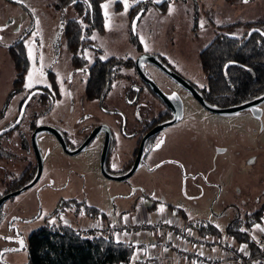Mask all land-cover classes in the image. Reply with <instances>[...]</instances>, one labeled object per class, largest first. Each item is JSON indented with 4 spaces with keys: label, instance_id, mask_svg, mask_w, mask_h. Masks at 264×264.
<instances>
[{
    "label": "rangeland",
    "instance_id": "1",
    "mask_svg": "<svg viewBox=\"0 0 264 264\" xmlns=\"http://www.w3.org/2000/svg\"><path fill=\"white\" fill-rule=\"evenodd\" d=\"M164 1L168 5L162 12L154 4ZM140 2H148L149 5L132 31L131 26L140 13L130 16V12ZM106 3L109 4L107 18L102 8L103 32L94 30L89 37L92 46L101 51L102 60L110 57L135 60L142 53L157 55L197 89L206 86L198 56L215 34L239 38L251 31L246 24H259L264 35V0H249L248 3L237 0L232 5L225 0H160L159 3L157 0H128L127 12L123 3L118 12L114 10L116 0ZM54 4L55 0H23V3L0 0V29H4L0 31V135L16 121L21 110L23 112L17 128L0 137V154L3 155L0 158V193L26 168L37 165L31 145L30 124L33 114L44 108L30 92L40 86H48V72L55 74L61 97L47 114L36 118L35 126L65 132L68 148L74 149L92 130L105 124L111 128L114 141L107 156L110 174L121 175L123 168L132 160L136 132L118 128L121 118H127L125 102L133 101L125 95L133 93L130 87L140 82L132 69L123 70V75L129 77L128 81L117 79L103 104L86 101L85 70L93 63L94 51L86 48L81 53L86 60L84 68H71L63 30L67 20L78 19L80 15L72 6L57 11ZM169 8H172L171 14ZM28 29L32 31L24 40V46L29 70L23 90L10 96L15 71L7 48L22 38ZM131 34L137 37L140 52L131 44ZM144 70L167 97L178 98L181 121L157 135L136 172L121 182L107 179L100 172L104 141L101 134L84 151L67 155L53 135L40 133L37 146L42 158L41 176L32 188L6 201L0 214V259L4 264L27 263L26 246L31 231L46 223L62 225L55 221L56 210L63 212L64 223L67 224L64 226L87 233L85 228L92 219L82 214L75 215L73 208L58 206L61 200L71 198L99 209L112 222L116 217L124 216L127 220H123L121 226L141 225L143 220L138 218L148 214L155 220L159 214L156 212L163 206L164 212L178 215V219L175 218L182 228L187 222L195 224L200 221L215 226L222 236L213 237L212 247L216 243L220 246L222 243L230 244V241L233 247L240 244L226 238L224 232L236 214L251 213L264 205V102L256 107L259 116L252 110L228 116L212 114L158 69L146 65ZM29 72H33L31 89L26 87ZM149 102L153 105V112L144 107L148 119L156 114V110L163 109L152 95ZM112 104L118 105L120 114L113 113ZM23 139L26 148L21 145ZM160 141L163 143L157 149ZM131 219L136 221L133 223ZM255 226L251 231L253 235L259 233ZM157 230L160 229L150 228L144 236L131 239L119 233L123 239L120 242L131 244L128 246L134 250L135 260L141 261L147 249L140 239L144 240ZM186 231L197 239L190 230ZM20 240L25 246L23 251H5L19 247ZM160 245L162 252L165 248ZM189 245L187 252L196 257L194 250L199 244ZM4 252L7 253L3 255ZM177 255L180 259L184 254L177 252ZM189 262L187 258L186 264Z\"/></svg>",
    "mask_w": 264,
    "mask_h": 264
},
{
    "label": "trees",
    "instance_id": "2",
    "mask_svg": "<svg viewBox=\"0 0 264 264\" xmlns=\"http://www.w3.org/2000/svg\"><path fill=\"white\" fill-rule=\"evenodd\" d=\"M109 0H55L57 11L72 6L80 18H72L65 22L63 34L70 54V65L75 69L84 68L86 60L81 53L86 48H93L89 37L96 30L104 29L102 5ZM234 4L237 0H225ZM148 2L135 5L130 16L146 11ZM168 2L155 5L165 12ZM122 9V4L116 2L114 10ZM250 30L257 29L249 37H229L225 34H215L212 41L199 53V66L206 80V86L201 89L202 99L210 106L219 109L248 103L264 95V35L259 24H246ZM232 27V26H227ZM32 30L24 31L22 38L8 46L7 52L13 64L15 78L10 96L23 90L25 76L29 70V58L24 40ZM130 42L140 52L141 45L134 34ZM94 49V63L87 70L84 96L87 101L102 100L111 90L115 79L121 77L120 72L133 69L132 58L110 57L101 59V51ZM49 93L54 99L60 94L53 74L48 73ZM53 99V100H54ZM53 100L42 101L45 107L40 115L47 114L53 107ZM27 170L19 181L13 183L12 189L19 188L31 180ZM2 195H0L1 197ZM75 215L82 214L88 219L98 216L106 218V214L85 201L72 199L68 201ZM264 218V205L251 213L236 214L225 228L224 235L236 243H246L251 254L257 256L253 264H264V245L258 246L252 239V229L261 224ZM185 229L195 234L197 239L208 237L220 238L222 233L209 222L200 221L195 224L187 222ZM26 264H159L158 259L136 261L134 250L124 242H117L112 235L91 236L72 226H62L46 223L33 230L28 237ZM24 250V249H22ZM21 250V251H22Z\"/></svg>",
    "mask_w": 264,
    "mask_h": 264
},
{
    "label": "flooded vegetation",
    "instance_id": "3",
    "mask_svg": "<svg viewBox=\"0 0 264 264\" xmlns=\"http://www.w3.org/2000/svg\"><path fill=\"white\" fill-rule=\"evenodd\" d=\"M93 47V46H92ZM93 48H95V47H93ZM92 48V49H93ZM93 51H94V49H93ZM158 58H159V60L164 64V65H166L169 69H171L172 71H173V69L170 67V66H168V64L161 58V57H159L158 56ZM93 63H94V59H93ZM92 63V64H93ZM91 64V65H92ZM90 65V66H91ZM146 65H150V66H152V67H154V68H156L154 65H152V64H150V63H143V64H141V66H142V70H143V72L145 73V75L149 78V76H148V74L146 73V71L144 70V67L146 66ZM85 66H86V64H85ZM84 66V67H85ZM72 68V67H71ZM90 68V67H89ZM88 68V69H89ZM87 69V70H88ZM157 69V68H156ZM87 70H85V72H86V75H87ZM133 71H134V73L136 74V77H137V79H138V82H140V84L139 85H136L135 87H130V91H134L133 93H131V94H126L125 96L127 97H129V98H132L133 99V101L135 102V103H133V101H130V100H127L126 102H125V104H127V108L125 109V114L127 115V118H121V121H120V124H119V130H121L122 131V129H131V130H133V131H135L136 132V135H135V148H134V150H133V155H132V160L128 163V165H126L124 168H123V172H122V174H124V173H126L127 171H129V169L132 167V165H133V163L135 162V159H136V157H137V155H138V151H139V148H140V146L141 145H143L142 146V155H141V160H140V163H141V161H142V158H144V157H146L147 155H148V153H149V149H150V145L153 143V141H154V139L157 137V135L163 130V129H165V128H167V127H169V126H172V125H174V124H176V123H178V122H180V121H178V122H176V123H174V124H171V125H169V126H167V127H165V128H163V129H161L160 131H158L157 133H155V134H153V135H151L150 137H147V135L148 134H150L156 127H158L159 125H161V124H163V123H165V122H169V121H171L172 119H173V115H174V112H173V110H171L152 90H151V88L146 84V83H144L142 80H141V78L138 76V74H137V72L135 71V67H134V64H133V69H132ZM159 70V69H158ZM160 71V70H159ZM161 72V71H160ZM175 72V71H174ZM48 73H50V74H53L54 75V78H55V81H56V77H55V74L54 73H52V72H48ZM163 73V72H162ZM176 73V72H175ZM120 74H121V77H119V78H117V79H124L125 78V80H127L128 81V79H129V77L127 78V77H125L124 75H123V73L122 72H120ZM164 74V73H163ZM165 75V74H164ZM166 76V75H165ZM180 76V75H179ZM169 78V77H168ZM86 79H87V76H86ZM117 79H115L114 80V82L117 80ZM150 79V78H149ZM170 79V78H169ZM48 80V79H47ZM151 80V79H150ZM173 81V80H172ZM114 82L112 83V87H113V84H114ZM132 82H133V80H132ZM174 82V81H173ZM85 83H86V81H85ZM175 83V82H174ZM56 84H57V82H56ZM155 84V83H154ZM191 84V83H190ZM156 85V84H155ZM176 85L178 86V87H181L180 85H178L177 83H176ZM192 85V84H191ZM57 86H58V84H57ZM112 87H111V90H112ZM156 87L158 88V86L156 85ZM195 87V86H194ZM182 88V87H181ZM196 88V87H195ZM159 89V88H158ZM183 89V88H182ZM49 90H50V85H49V82H48V86H40V87H38V88H35V89H33L30 93H32V97L33 98H36L37 99V102L43 107V108H45L43 105H42V101L43 100H46V98H48V99H51V101L54 99V96H52L50 93H49ZM58 90H59V87H58ZM110 90V91H111ZM185 90V89H184ZM196 90L200 93V94H202V92H201V89H197L196 88ZM110 91L108 92V94L110 93ZM159 91L163 94V95H165L160 89H159ZM189 93V92H188ZM59 94H60V92H59ZM108 94H106L105 95V98L107 97V95ZM153 96V97H155L156 98V100H158V102H159V104L161 105H163V109L161 110V111H159V112H157V110H156V114L152 117V118H150V119H148V114H146V111L144 110V107L146 106V107H148V109H149V112L151 113V112H153V105H152V103L151 102H149V100H150V96L151 95ZM191 95V94H190ZM166 96V95H165ZM192 96V95H191ZM60 97H61V95H60ZM60 97H59V99H60ZM85 97V96H84ZM167 97V96H166ZM193 97V96H192ZM105 98L104 99H102V100H94L95 102H99V103H101L102 102V104H103V102H104V100H105ZM149 98V99H148ZM168 99H169V101H172L173 103H175L177 106H180L181 107V104H180V102H179V100H178V98L177 97H175V98H169V97H167ZM26 99H27V97L23 100V102L24 101H26ZM59 99H54L53 100V102L55 103L57 100H59ZM86 100V99H85ZM195 100V99H194ZM87 101V100H86ZM93 101V102H94ZM23 102H22V104H23ZM102 104H100L99 105V107H103V105ZM54 105V104H53ZM161 105V106H162ZM22 106V105H21ZM112 108H114V111H113V113L114 114H120V112H121V110H120V108L118 107V105L117 104H112ZM156 108L158 109V108H160V106H156ZM21 109V108H20ZM181 112H182V110H181ZM143 115H144V117H143ZM40 116V112H38V113H34L33 114V116H32V118H33V120L31 121V124H30V131L31 132H34V130L37 128L36 126H35V120H36V118L37 117H39ZM18 119V118H17ZM16 119V120H17ZM181 119H182V117H181ZM16 122V121H15ZM15 122H13V124L15 123ZM13 124H11V126L13 125ZM19 125V124H18ZM123 125H125L124 127H123ZM10 126V127H11ZM99 126H106L108 129H109V132H110V134H111V139H110V145H109V151H110V149H111V144L114 142L113 141V132H112V130H111V128L109 127V126H107V125H105V124H101V125H99ZM98 126V127H99ZM17 128V127H16ZM16 128H14L13 130H15ZM97 128V127H96ZM13 130H11V131H7V132H3L1 135H0V137L1 136H4V135H7V134H9V133H11ZM93 131V130H92ZM91 131V132H92ZM60 132V131H59ZM90 132V133H91ZM61 134H62V136H63V138H64V140H65V143H66V145L68 144V136H67V134L65 133V132H60ZM32 134V133H31ZM99 134H101L102 136H103V138H104V140H105V133L104 132H100ZM89 136V134L84 138V140L87 138ZM83 140V141H84ZM82 141V142H83ZM93 141V140H92ZM91 141V142H92ZM103 144H104V141H103ZM21 145H22V147L23 148H26V142L24 141V139L22 140V143H21ZM68 147V146H67ZM78 147V146H77ZM77 147H75L74 149H76ZM70 149V148H69ZM74 149H71V150H74ZM109 151H108V154H109ZM108 156V155H107ZM1 157H3V155L2 154H0V158ZM108 162V161H107ZM140 166V165H139ZM139 168V167H138ZM27 170H29L30 171V174H31V180L34 178V176H35V174H36V171H37V165L36 166H30V167H28V168H26L25 170H24V172H26ZM107 171H108V169H107ZM24 172L20 175V177L18 178V179H16L15 181H13L11 184H9V185H7L6 187H5V189L3 190V192L2 193H0V195H2L1 197H0V199L2 198V197H4L5 195H8V194H10V193H12V192H14V191H16V190H18V189H20L21 187H23V186H21V187H19V188H16V189H12V184L13 183H16L17 181H19V179L21 178V176L24 174ZM109 172V171H108ZM136 172V171H135ZM110 173V172H109ZM130 178V177H129ZM30 180V181H31ZM29 183V182H28ZM27 183V184H28ZM26 185V184H25ZM33 187V186H32ZM31 187V188H32ZM30 189V188H29ZM13 198V197H12ZM11 199V198H10ZM72 199H74V198H71V199H68V200H61L60 202H59V207L60 208H66V207H69L68 206V201L69 200H72ZM9 200V199H8ZM8 200H6V201H8ZM5 201V202H6ZM5 202L0 206V214L1 213H3L2 212V208H3V205L5 204ZM59 210H56V212L55 213H57ZM63 213V212H62ZM168 216V215H167ZM178 216V215H177ZM170 217H173V218H175L176 216H170ZM147 218H149V217H147ZM146 218V219H147ZM177 219H178V217H176ZM2 219H1V216H0V221H1ZM184 230H186L185 228H183ZM32 232V231H31ZM26 248H27V246H26ZM12 249H15V248H12ZM16 249H21V246L19 245V247H16ZM22 249H25V246H24V244H23V248ZM21 249V250H22ZM21 250H19V251H21ZM23 251V250H22ZM7 252H4L3 253V255L4 254H6ZM2 255V256H3ZM0 264H4V262H2V259H0Z\"/></svg>",
    "mask_w": 264,
    "mask_h": 264
},
{
    "label": "water",
    "instance_id": "4",
    "mask_svg": "<svg viewBox=\"0 0 264 264\" xmlns=\"http://www.w3.org/2000/svg\"><path fill=\"white\" fill-rule=\"evenodd\" d=\"M135 26H136V22L137 19H135ZM134 22L131 26V29L133 31V26H134ZM257 29H252L249 33H248V37L253 33V32H257ZM143 63H150L152 65H154L157 69H159L161 72H163L167 77H169L171 80H173L175 83H177L178 85H180L183 89H185L187 92H189L193 98L204 108L206 109L208 112L212 113V114H216V115H234L238 112H242V111H246V110H252L253 113L256 116H259L260 113L258 111H256V107L261 104L262 102H264V95L260 96L259 98H256L248 103H244L238 106H233V107H229V108H224V109H219L216 107H212L210 105H208L201 97V94L196 90V88L191 85L188 81L184 80L181 76H179L177 73H175L174 71H172L171 69H169L166 65H164L158 58L157 55H152V54H146V53H142L140 54L135 60H134V67H135V71L137 72L138 76L141 78V80L146 83L151 90L174 112L173 115V119L169 122H165L161 125H159L158 127H156L150 134L147 135V137H150L151 135L157 133L158 131H160L161 129L174 124L178 121L181 120L182 117V112H181V107L177 106L175 103H173L172 101H169V99L163 95L159 89L156 87V85L154 84V82L152 80H150L145 73L142 70V66L141 64ZM23 112L21 110L20 115L18 117V119L16 120V122L9 127L7 130H5L4 132L7 131H11L14 128H16L22 118ZM104 132L105 133V140H104V144L102 147V151H101V156H100V172L102 174L103 177L110 179V180H114V181H124L126 179H128L129 177H131L135 171L138 169L139 165H140V160H141V155H142V146H140L139 151H138V155L135 159V162L133 163L132 167L129 169V171H127L124 174L121 175H112L107 171V155H108V151H109V145H110V137L111 134L109 132V129L106 126H99L97 128H95L90 134L89 136L74 150H71L67 147L65 140L62 136V134L56 130L53 129L51 127H37L34 132H32L31 134V145H32V149L34 151L36 160H37V171L36 174L34 176V178L26 185H24L23 187H21L20 189L5 195L4 197H2L0 199V206L8 199L15 197L23 192H25L27 189L31 188L32 186H34L40 176H41V172H42V158H41V154L39 151V148L37 146V136L40 133H49L51 135H53L56 140L58 141L59 145L61 146L62 150L64 151V153H66L67 155H76L82 151H84L87 146L91 143V141L100 133V132ZM21 246V245H20Z\"/></svg>",
    "mask_w": 264,
    "mask_h": 264
},
{
    "label": "built area",
    "instance_id": "5",
    "mask_svg": "<svg viewBox=\"0 0 264 264\" xmlns=\"http://www.w3.org/2000/svg\"><path fill=\"white\" fill-rule=\"evenodd\" d=\"M161 212H159L158 217L155 220H152L151 217L143 220L141 225L133 224L131 226L119 225V226H111L105 218L98 216L89 223V225L85 228V231L93 236H108L113 233H120L127 236V238L131 239L132 237L144 236L150 228H159L157 232H154L161 240L162 246H164V250L168 251V249L175 248L177 252L181 255L187 253L189 249V244L198 243V247L194 250L193 264L200 262L201 264H253L257 258V256H253L251 251L249 250L246 243L236 244L235 247L231 245L233 243L230 241V244L216 243V246L219 250V254L214 249H209L212 247L214 240L205 241V239L198 241L193 238L192 235L188 233V231L184 230L177 222H179L176 218L163 215V218L160 219ZM63 213L58 211L55 214L56 223L62 224V226L67 225L64 223ZM136 220H132L134 223ZM162 221V223H160ZM167 221H171L168 223ZM261 227L264 228V222L261 223ZM154 231V230H153ZM211 238V237H210ZM258 246L264 245V232H261L260 237L252 238ZM207 244L203 245V244ZM131 246V244H128ZM220 247V248H219ZM140 258V257H138Z\"/></svg>",
    "mask_w": 264,
    "mask_h": 264
},
{
    "label": "crops",
    "instance_id": "6",
    "mask_svg": "<svg viewBox=\"0 0 264 264\" xmlns=\"http://www.w3.org/2000/svg\"><path fill=\"white\" fill-rule=\"evenodd\" d=\"M150 208L152 209L154 207L151 206ZM158 213H159V210L156 212V214H158ZM163 213H164L163 215H166V216L167 215L168 216H174V214H172L170 212L168 213V212L165 211ZM147 217H152L153 219L155 218V217H153L152 215H149V214L147 215ZM147 217L138 218V219L145 220ZM105 219H106V221H108V223L111 226H119V225L122 224L123 220H127V219L124 218V216H120V217H116L114 222H112L107 215H106ZM151 234H148L147 237L144 240L140 239V242L143 243V245L145 246V250L147 249L146 252H145L144 257L141 258V260H143V259H158L159 264H186V260H187V258H189L190 262L188 264H193L194 256L192 255L191 252H187V254H184L183 256H181L180 259L178 258L177 251L175 249H170L168 251L164 250V251L160 252V247H161L160 240L161 239L157 235H155V233H153V235H151ZM111 235L117 242H120V241L123 240L119 233H116V234L113 233ZM260 235H261V231L259 230L258 234H256V235L252 234L251 237L252 238L253 237H260ZM207 239H209V240L211 239L210 241H212L213 237H211V238L208 237ZM198 241H200V239H198ZM148 247H150V248L148 249ZM209 249H214L219 254V249L217 247H209Z\"/></svg>",
    "mask_w": 264,
    "mask_h": 264
},
{
    "label": "snow or ice",
    "instance_id": "7",
    "mask_svg": "<svg viewBox=\"0 0 264 264\" xmlns=\"http://www.w3.org/2000/svg\"><path fill=\"white\" fill-rule=\"evenodd\" d=\"M16 2L17 3H23V0H16ZM77 2V0H73V3H76ZM110 2H112V0H110ZM116 2H120V3H123V5H124V10H125V12H127V10H128V7H129V5H128V0H116ZM157 2L159 3L160 2V0H157ZM243 2L244 3H248L249 2V0H243ZM103 9H105V17L107 18V9H108V7H109V4H103L102 6H101ZM171 12H172V8H169V14H171ZM140 18V14H138V16H137V20ZM37 24L39 23V21L37 20V22H36ZM201 26H203V25H201ZM4 29H0V31H3ZM133 31H135V22H134V26H133ZM141 40H142V42H143V38H141ZM145 50L147 51L148 49H147V46H145ZM41 59H42V57H41ZM40 71V75L42 76L43 75V69H42V66H41V69L39 70ZM32 77H33V72H29V77H28V79H29V82L26 84V87L27 88H29V89H31L32 87H33V84H32ZM175 98V97H174ZM163 143V141H160V143H158L157 145H156V148L158 149V148H160V146H161V144ZM157 167H159V165L157 166ZM164 207L163 206H161L160 208H159V212H161V213H163L164 212ZM15 219V218H14ZM168 223H171V221H167ZM218 227V226H217ZM258 230H260L261 232H264V228H262L260 225H256L255 226ZM254 239H255V237H253ZM3 239H8V240H11L12 239V237H3ZM19 244L21 245V249L23 248V240H20L19 241ZM21 249H6L5 251H19V250H21Z\"/></svg>",
    "mask_w": 264,
    "mask_h": 264
}]
</instances>
